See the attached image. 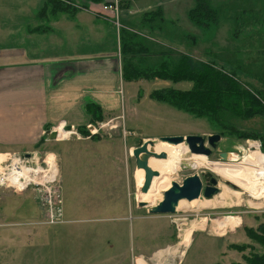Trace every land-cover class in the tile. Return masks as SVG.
<instances>
[{
	"label": "rangeland",
	"instance_id": "obj_1",
	"mask_svg": "<svg viewBox=\"0 0 264 264\" xmlns=\"http://www.w3.org/2000/svg\"><path fill=\"white\" fill-rule=\"evenodd\" d=\"M39 1L0 0V37H3L5 33L8 36V41H13L24 35L26 32L24 30L25 24L31 25L32 15L41 6ZM161 2L166 4L168 0H161ZM155 3L156 0H116V14L114 15L110 10L111 18L108 19H110L109 25L112 26V34L113 30L115 31V39L113 35L111 39L113 42H117V46L116 33L119 29L117 23L123 22L122 15L126 16L123 11L137 9L146 4L153 6ZM65 5L72 6L73 10L76 11L74 17L79 11L89 12V10H93L94 6H98V4L85 3L80 0H66ZM102 5L98 6L97 12L99 14L104 13L101 18H106L108 12H101ZM192 5L193 0H171L167 5L168 9H166L167 12L164 18L166 22L170 20L171 24L176 25L178 33L187 34L197 40L193 48H189V45L186 47L192 59L205 62L207 61V55L212 58L215 56V60L225 67L223 69L225 71H230L231 68L224 61L231 63L233 60H239L244 66V71L257 73L264 70V0H211V5L215 8L218 6L223 7V13L218 17L216 25L211 24L203 31L188 22L187 11ZM156 8L147 10L151 12ZM160 8L164 9L163 6ZM243 8H248L246 10L247 14L245 12L241 19L244 24L239 25L237 17L240 16L239 11ZM29 15L32 18L28 17ZM139 15H141V12L135 15L134 18H139ZM66 17L68 18V16ZM74 17H69V19H74ZM62 23L63 21L58 25L61 33L60 38L62 36L64 38L68 34L62 27H71ZM115 23L117 26H114ZM137 23V19L132 21L128 29H134L135 27L138 29ZM170 28L171 26L169 27L168 24L165 25L166 30H170ZM74 33L75 35H72V37L75 42L69 40L70 36L68 34V37L65 38L66 45L46 49L43 55L50 58H63L65 56L78 58L83 54L99 53V50L93 49V47L98 46V43L93 42L86 36L88 34L84 27L77 29ZM111 39L110 36L106 38L104 51H100V53L106 51V46H110ZM31 42L35 43L37 48L52 45L43 37L32 38ZM183 44H186V41L183 40ZM234 73L239 80V84L246 90L260 89L249 75H243L241 72ZM189 86V82L185 81L172 83L158 79L153 81L136 80L130 83L120 81L117 85V90H120L117 98L120 103L119 111H116L113 115H107L105 118L101 116H99L100 119L92 118V126L96 125L95 127H98L96 135L90 136L83 129H75L76 133L68 136V138H60L55 140V143L54 140L48 141L42 143L43 146L30 150L37 151L40 158L43 152H51L50 154L55 157L56 170L59 174L57 183L61 188V190L59 189L61 196L60 208L62 209L60 224L41 225L40 223H43V221L39 219L41 213L38 211L37 216L33 217L32 226L29 224L25 227H12L8 230L11 221H20L11 215L16 212L15 207L26 203L34 207L36 200H34V195L28 191H24L20 195L11 194L8 191L3 195L0 194V234L4 232V237L0 239V253H3V256L0 257V264H43L35 256L42 253L44 264H245V258L250 257V255L264 256V248L255 241L250 240L248 233V231L254 233L256 226L264 222L262 217V214H264V196L259 200L257 199V201L252 200L244 191L237 189V187L234 188L230 184L224 185L216 177V188L219 192L213 198L209 200L200 198L195 205L193 203H180L181 205L172 215H146V210L162 199L163 189L156 185L153 179L146 191L147 193L139 196L140 201L146 205L145 208L135 206L138 194L137 188L141 184L137 183L138 170L133 167L134 161L129 154V150L133 149V146H136L138 142H141L140 138H149L148 140L152 141L155 147L159 144L158 139L160 137H184L186 135H204L207 137L216 134L220 138V142L216 144L213 151L211 150L210 157H205L208 164L220 163L217 155L224 152L228 153V156L232 155L234 157L230 161L226 158L225 161L228 160V162H224V164L232 163L234 170L243 167L234 163H245L251 160L252 152L248 154L245 141L235 140L226 132L219 135L217 127L209 125L205 122V119H194L192 116L181 113L165 103H155L147 98L151 91L173 88L182 92L187 90ZM262 100L264 101V99ZM230 123L235 128L245 132L259 131L262 124L256 118L245 122L230 120ZM92 138L99 139L102 142L112 141V143L115 139L118 142V146L107 148L106 155L109 156L106 158L109 159L107 162L101 163L99 167L102 171L101 176L96 179L84 178L86 184L96 188L102 206L108 207L109 211H104L103 214L105 215L96 219L86 217L85 220H80L79 217L84 218L85 216L80 214L79 217L77 216L74 219L75 221H71L68 215H71L73 210L69 205L70 198L66 194L69 185L67 178H65L67 176L65 170H63L66 159L62 157L68 151L63 152L64 146L62 144H66L72 139L81 141L82 139ZM82 148L83 146L78 148L73 146L69 149L75 152L76 149L82 150ZM183 152L181 155L184 154ZM115 155L117 160L112 157ZM0 159L3 160V158ZM208 171L216 176L208 168L195 170L188 166L180 167L172 177L167 178V184L169 186L173 182L180 184L181 180L190 174L201 177L202 174ZM213 175L211 176L214 177ZM201 200H208L209 203H213L212 207H198ZM110 213L114 216H110ZM230 217L241 219L237 232L230 233L226 231L224 236H219L218 233L237 225L238 220ZM195 230H201V235L195 234L191 238V243L189 242L190 245L188 244L189 247L184 251L183 248L187 246H182L183 241L186 238L189 239L191 233ZM41 233L47 236L45 243H42ZM176 238L177 246L183 250L182 254L179 250L182 256L179 252H176L174 258L165 259L161 256V252L156 251L155 255L151 256L150 261L146 257H136L139 252L148 255L155 248L163 250V248H167V245H172ZM5 255H9L8 260L4 257ZM9 260L11 261L7 263Z\"/></svg>",
	"mask_w": 264,
	"mask_h": 264
},
{
	"label": "crops",
	"instance_id": "obj_2",
	"mask_svg": "<svg viewBox=\"0 0 264 264\" xmlns=\"http://www.w3.org/2000/svg\"><path fill=\"white\" fill-rule=\"evenodd\" d=\"M39 2L41 6L32 15L33 18L31 15L28 16L32 18V21L30 26L25 24L24 30L26 32L24 35L13 41H8V36L5 33L3 37H0V154H4V152H30V150L36 148V144L40 140L43 144L48 142L45 135H43V131L53 128L60 122H63L66 126L72 125L77 130H80L87 123L91 124L92 119L88 117L84 110V104L86 103L98 106L99 116L104 118L119 111L120 103L117 98L120 90H117V85L122 80L119 77L117 42H113L111 39V36L113 35L114 38L115 34L113 29L112 34V26L109 25L110 19L108 18H111V13L105 11L107 17L101 18L104 13L99 14L97 12L98 5L94 6L93 10H89V12L85 10L77 12L74 19H69V17H66L67 15L57 13L41 15L38 12L43 8L44 0ZM170 2L171 0H168L166 4H163L161 0H156L153 6L146 4L137 9H127L123 11V13H126V16L122 15L123 22L117 23V25L128 29L132 21L137 19V17L134 18L135 15L152 10L154 7L161 11L163 21H165L167 5ZM161 6L164 8L163 10L160 8ZM61 21H63V25L68 24L71 26L62 28L66 33L68 32L69 40L74 42L75 40L72 37V35H75L74 31L84 27L88 34L86 36L93 42L98 43V46L93 47V49L99 50V53L83 54L78 58L74 56L50 58L43 55L46 49L66 45L65 38L68 37V34L64 38L63 36L59 37L61 33L58 25ZM109 36L112 40L110 46H106V51L100 53V51H104L106 38H109ZM38 37H43L52 45L37 48L31 40ZM148 139L140 138V141L146 142ZM62 145L64 146L63 152L68 151L62 157L66 159L63 170H65L67 175L65 178H67L69 185L66 194L70 198L69 205L73 210L71 215H68L69 220L75 221L74 219L77 216L79 217L80 214L85 215L84 218L79 217L80 220H85L86 217L96 219L104 216L103 212L107 211L108 207L102 206L96 188L86 184L84 178L96 179L101 176L102 171L99 167L101 163L107 162L109 159L106 158L109 156L106 155V150L108 147L118 146V142L115 139H113V143L112 141L102 142L99 139H82L81 141L72 139ZM73 146L77 148L83 146V148L82 150L76 149L73 152L69 149ZM118 153L120 154V151ZM112 157L117 160L116 155ZM102 175L104 176V174ZM3 193L5 192L0 191L1 195ZM15 209L16 212L11 215L20 221H11L8 230L12 227L20 228L29 224L32 226L33 217H36L38 212L36 203L34 207L26 203L15 207ZM110 216L114 215L110 213ZM230 218L238 220L237 225L218 233L219 236H224L226 231L230 233L237 232L241 219ZM198 231L195 230L191 233L189 242L195 234L201 235V230ZM3 234L4 232H1L0 239L4 237ZM41 235L42 243H45L47 236L44 233H41ZM176 242L177 238L172 245H167V248H163V250L155 248L148 255L139 252L136 257H146L150 261L151 256L155 255L157 251L161 252V256L165 259L174 258L176 252L181 250ZM189 245L186 247L183 244L182 246L186 247L183 250L185 251ZM183 250H181V254ZM42 254L35 256L37 260L42 261L44 264ZM1 256H3V253H0ZM8 256L5 255L4 257L8 260Z\"/></svg>",
	"mask_w": 264,
	"mask_h": 264
},
{
	"label": "trees",
	"instance_id": "obj_3",
	"mask_svg": "<svg viewBox=\"0 0 264 264\" xmlns=\"http://www.w3.org/2000/svg\"><path fill=\"white\" fill-rule=\"evenodd\" d=\"M80 1L98 5L113 3L111 0ZM61 2L66 3V0H44L43 8L38 14L57 13L74 17L76 11L72 6ZM247 9L243 8L239 11L240 16L237 17L239 25L244 24L241 19L245 12L247 14ZM222 13L223 7L215 8L211 5V0H193L192 7L187 11V19L189 23L203 31L211 24L216 25ZM137 19L138 29L136 27L125 29L119 26L116 33L118 40L116 51L119 55L121 80L127 83L156 79L172 83L189 82V88L182 92L173 88H162L149 92L147 98L155 103H165L194 119H205L209 125L217 127L219 135L226 132L235 140L245 142L256 140L261 153H264V101L262 100L264 99V70L257 73L244 71L242 63L239 60H233L231 63L224 61L231 68L230 71H225L223 70L225 67L217 63L215 56L212 58L207 55L205 62L192 59L186 47L189 45V48H193L197 40L187 34L178 33L175 24L163 21L162 13L157 8L151 12L141 13ZM165 23L171 26L170 30L165 29ZM154 32L157 36L153 35ZM183 40L186 44H183ZM234 72L249 75L260 89L246 90L239 84ZM84 110L91 119L101 118L99 108L94 104H84ZM254 118L262 123L259 131L245 132L230 123V120L245 122ZM42 143L40 140L36 147L41 146ZM140 144L141 142H138L135 147ZM262 217L264 218V214ZM256 227L254 233L248 231L249 238L264 248V222ZM244 262L245 264H264V256L250 255Z\"/></svg>",
	"mask_w": 264,
	"mask_h": 264
},
{
	"label": "built area",
	"instance_id": "obj_4",
	"mask_svg": "<svg viewBox=\"0 0 264 264\" xmlns=\"http://www.w3.org/2000/svg\"><path fill=\"white\" fill-rule=\"evenodd\" d=\"M116 5V1L112 5H102L101 12L111 10L115 15ZM114 26L117 25L114 24ZM95 126L87 123L81 129L85 130L90 136H94L97 134L98 128ZM75 129L76 127L72 125L66 126L63 122H60L46 131L55 133V139L53 141L55 142V140L60 138L65 139L75 134ZM43 135H45L44 131ZM59 135L61 136L59 137ZM245 143H247L246 150L249 152L248 154L254 152L260 159L255 160L254 158L248 161V163H252L250 167L253 168L251 175H253L252 178L256 181L255 188L260 192V188L264 186V153H261L258 141L250 140ZM50 153L43 152L41 158L37 151L27 153L7 152L0 155V158H3V160L0 159V190L4 192L8 191L14 195H19L24 191L33 194L35 197L34 200H36L37 210L41 213L39 219L43 221V223H39L43 226L60 224L62 216V209L60 208V187L57 183V177H59L58 171L56 170L57 162L55 157ZM262 195L264 196V194Z\"/></svg>",
	"mask_w": 264,
	"mask_h": 264
},
{
	"label": "water",
	"instance_id": "obj_5",
	"mask_svg": "<svg viewBox=\"0 0 264 264\" xmlns=\"http://www.w3.org/2000/svg\"><path fill=\"white\" fill-rule=\"evenodd\" d=\"M44 134L47 138V141H53L55 139V135L50 131H44ZM218 142H220V138H218V135L216 134L207 137L204 135H186L184 137L171 136L170 138L160 137L158 139V143H166L170 146L177 144L184 145L186 146V151L189 152V154H193L194 156L201 155L206 158L210 157L211 150L215 149V146ZM153 147L154 143L152 141L146 140V142H141L139 146L134 147L129 152L131 158L134 161L133 167L135 170H141L143 173L141 186L137 188L138 194L137 199L135 200V206L137 208H145L146 205L140 201L139 196L141 194L145 195L147 193L146 191L150 186L152 180L151 178L156 177L155 173H148V169L146 167L147 161L150 158L162 160L166 157L165 153L162 152L155 154L152 151ZM217 156L219 162L224 163L226 158H228V153H218ZM201 177H203V180L205 181V185L201 189L202 191L200 190V178L194 174L186 176L183 180H181L180 184L175 182L171 183L170 186H167V188L162 192V199L157 204L149 207V209L146 210V215H172L177 208V202L180 200L187 203L193 200H200V198L208 200L213 198V196L219 192V190L216 188V176L212 177L208 171L202 174ZM223 184L225 185L229 183L225 182Z\"/></svg>",
	"mask_w": 264,
	"mask_h": 264
},
{
	"label": "bare ground",
	"instance_id": "obj_6",
	"mask_svg": "<svg viewBox=\"0 0 264 264\" xmlns=\"http://www.w3.org/2000/svg\"><path fill=\"white\" fill-rule=\"evenodd\" d=\"M60 136L61 135H59V137ZM185 147L186 146H183L180 144L170 146V145H167L166 143H159L155 147L152 148V151L155 154H159V152H162V153H165V155H166L165 159L155 160L153 158H150L146 163L148 173L149 174L150 173L156 174V177H152L151 179L155 180V184L159 185L160 188L163 189L162 192L167 188V186H169V184H167V178L172 177L174 175V173H176L178 168H180V167L184 168V167L188 166L189 168H193L195 170H198L200 168H208L209 170L213 171V173L216 174L218 181L220 179V181H222L223 183L228 182L230 185H233L234 188L237 187V189H240V190L244 191L246 194H248L249 198H252V200L255 199L257 201V199L259 200V198H262V196H263L262 194H264V186L262 188H260V192H259V190L254 188V186H256L255 185L256 181H255V179L252 178L253 175H251V172H252L253 168L250 167L252 165V163L251 162L248 163L249 160L246 161L245 163H243V162L242 163H240V162L234 163V164H239V165L243 166L239 170H236V169L234 170L232 167V165H233L232 163H225V164L224 163H218V164L217 163L216 164L210 163V164H208L205 161L204 156H201V155L194 156L193 154H187ZM182 152L184 154L181 155ZM256 156H257V154L252 152L251 160H253L254 158H255V160H257V159L260 160L259 157L258 156L256 157ZM229 157H231V158H229ZM232 158H234V157H232V155H229L227 159L230 161V159H232ZM228 160L224 161V162H228ZM209 173L211 174V172H209ZM137 174H138L137 178H136L137 183L141 184L142 183L141 179H142L143 173L141 170H138ZM255 193H257V194H255ZM260 194H261V196H260ZM221 197L219 198L220 200H221ZM263 199H264V197H263ZM197 201H199V200H196V201L193 200V201H190L187 203L188 204L193 203L195 205V203ZM180 203H183L182 200L177 202V208L181 205ZM212 204L213 203H209L208 200H201L198 207H203V208L209 207V208H211ZM215 205H216V202H215ZM218 206H219V204H218ZM189 240H190V238L189 239L186 238V240L183 241L184 242L183 244L188 246Z\"/></svg>",
	"mask_w": 264,
	"mask_h": 264
},
{
	"label": "flooded vegetation",
	"instance_id": "obj_7",
	"mask_svg": "<svg viewBox=\"0 0 264 264\" xmlns=\"http://www.w3.org/2000/svg\"><path fill=\"white\" fill-rule=\"evenodd\" d=\"M213 151V150H212ZM199 178H200V181H201V185H200V190L203 188V186L205 185V181L203 180V178L202 177H200L199 176ZM202 191V190H201Z\"/></svg>",
	"mask_w": 264,
	"mask_h": 264
}]
</instances>
